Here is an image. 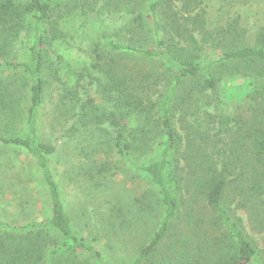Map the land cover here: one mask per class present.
<instances>
[{
    "label": "trees",
    "instance_id": "trees-1",
    "mask_svg": "<svg viewBox=\"0 0 264 264\" xmlns=\"http://www.w3.org/2000/svg\"><path fill=\"white\" fill-rule=\"evenodd\" d=\"M231 1L235 15L216 21L212 0H0V145L33 161L42 188L40 218L0 219V264H264V25L251 34L244 14L254 0ZM89 13L124 18L92 37L76 75L96 80L100 103L111 105L102 111L75 83L52 121L81 139L83 160L67 182L83 174L97 186L115 164L154 192L155 204L137 197L138 220L156 213L158 224L129 261L73 222L51 163L56 147L40 130L45 70L56 71L46 46L62 36L61 19ZM239 77L248 83L237 99L222 85ZM113 210L98 215L115 232Z\"/></svg>",
    "mask_w": 264,
    "mask_h": 264
},
{
    "label": "rangeland",
    "instance_id": "rangeland-1",
    "mask_svg": "<svg viewBox=\"0 0 264 264\" xmlns=\"http://www.w3.org/2000/svg\"><path fill=\"white\" fill-rule=\"evenodd\" d=\"M212 4L210 11L216 21H225L224 18L233 13L235 15L237 10L232 6L231 0H212ZM244 17L248 20L251 34L257 26H263L264 0L252 1V8L247 12V16L244 14ZM62 20H60L62 36L46 46L50 61L48 64L56 71L50 74L49 68L45 70L48 87L42 108L45 117L41 124V134L56 147L57 152L51 158V163L62 188L65 207L73 222L83 228L90 227L97 234L99 249L109 257L129 261L136 256L139 246L146 241L158 224L156 213L152 216L146 214L142 224L138 220L141 211L138 209L137 197L146 192V201L148 203L154 201L155 204L154 192L140 176L120 170L115 164L105 176L99 177V186L98 184L95 186V182L91 180L88 181V177L83 174L80 176L78 174L74 182H67L68 170L71 167V170H74L76 162L83 160V157H77L82 147L81 139L78 136L76 138L69 136L67 131L69 122L62 121L56 124L52 121L56 105L59 104L62 108L66 106L68 99L61 98L63 94L66 95L65 86H74L77 83L76 88L83 93L81 96H84L85 86L89 94L95 95V101L101 102L99 93L95 90V88L100 89L101 85L96 80L91 83V79L88 82H85L84 78L76 79V75L84 65L88 64L86 49L93 40L92 37L100 38L102 32H110V28H119L124 18L97 19L89 13L88 15L71 14ZM252 40L253 38L249 36L246 41L252 42ZM143 43L152 45L153 38H143ZM246 83L248 81L245 78L239 77L232 82H224L222 87L229 89V92L239 99L238 97L246 95ZM100 105L105 106L102 108L103 111L111 103L109 102L108 105L100 103ZM108 129L107 132L114 130ZM79 179H84L87 185L90 182V189L84 186L78 187ZM41 193L38 171L33 161L24 152H17L9 146L0 145V219L21 223L40 218ZM154 195L157 197V194ZM108 202H110L109 206H114L112 222L119 226L115 232L110 230L108 221H103L98 215L99 211L109 207ZM120 207H122L121 213L118 211Z\"/></svg>",
    "mask_w": 264,
    "mask_h": 264
}]
</instances>
